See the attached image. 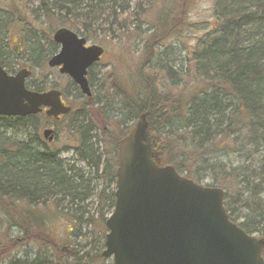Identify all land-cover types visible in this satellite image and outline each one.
<instances>
[{
	"label": "trees",
	"instance_id": "16d2710c",
	"mask_svg": "<svg viewBox=\"0 0 264 264\" xmlns=\"http://www.w3.org/2000/svg\"><path fill=\"white\" fill-rule=\"evenodd\" d=\"M24 1L34 6L36 17H44L46 22L54 24V31L65 28L80 34L86 41L97 32L111 35L114 29L124 30L129 18L143 23L147 13L141 0ZM184 5L185 0L180 5V14ZM8 14L13 21L0 23V53L5 49L4 39L8 46V27L28 24L19 19L15 22L13 14ZM213 17L207 33L190 53L193 58L184 60L189 63L187 68L165 66L164 56L158 54L154 57L159 64L156 81L145 78L136 95L127 86L122 87L133 100L126 106L121 125L124 130L128 122L146 114L151 145L160 161L172 165L180 175L198 184L208 180L212 186L221 188L225 192L224 207L230 220L236 223L241 219L239 227L246 233L264 237V0H215ZM144 24L152 26L148 20ZM22 36L25 39L26 32ZM45 37L44 40L50 39V36ZM49 42L48 52L41 50V57L35 63H40L44 56L45 61L56 54L57 46L52 40ZM172 76L185 84L173 89L168 96L163 93L166 86L160 87L158 82ZM84 99L86 105H93V97ZM96 114L97 123L90 118L81 124L70 121L74 113L69 114L66 116L68 131L77 143L74 147L77 161L96 169L98 177V164H105L103 171L114 187L113 159L106 157L105 151L106 159L101 161L104 154L97 149L94 142L97 138L92 133L97 129L113 152L122 134L117 137L109 129L110 123L107 127L104 115ZM0 120L9 124L15 121L13 125L19 127L27 124L33 130L29 144H17L0 135V212L7 218L9 228L16 227L22 234L14 239L15 245L40 241L37 235L47 228L46 223L39 220L38 207L44 209L48 202L63 200V212L68 214L73 210L75 214L87 190L86 183L79 169L62 167L55 150L50 151L48 147L41 152L33 150L32 145L44 144L37 133L40 120L35 117ZM170 139L176 144L178 157L172 155ZM235 154H243L247 165L240 168L220 162ZM101 176L103 178L104 174ZM231 192L234 195L232 203H238V211L228 201L227 194ZM110 197L107 216L113 208L114 191ZM56 208L61 209L60 205ZM72 218L74 220L69 221L77 223L79 217ZM76 257L72 264H88V256ZM9 264L70 263L38 253L32 260Z\"/></svg>",
	"mask_w": 264,
	"mask_h": 264
},
{
	"label": "rangeland",
	"instance_id": "374dc122",
	"mask_svg": "<svg viewBox=\"0 0 264 264\" xmlns=\"http://www.w3.org/2000/svg\"><path fill=\"white\" fill-rule=\"evenodd\" d=\"M141 1L147 9L143 23L132 21V18H129L125 22L124 30L114 29L111 35L97 32L95 36L87 40L88 45H96L104 50V55L98 64L88 71L93 105H86L84 97L74 89V84L67 76L60 75L56 69L47 67V60H43L45 56L40 63H35L41 57V50L48 52L49 40L56 26L46 22L44 17H36L34 6L24 0H0V23L13 21L12 15L10 17L8 14V12L13 14V10H16L13 14L15 22L19 19L28 23L25 27L22 24H11L8 27V46L4 39L2 46L5 49L0 53V63L8 74H14L21 69L31 70L32 76L26 81L29 89L45 85L44 90L55 88L63 92L65 103L73 109L74 117H77L80 124L90 118L96 122V113L100 112L107 119V127L110 123L111 128L109 129L117 137L122 134L119 137L122 139L134 122H128L125 129H122V116L126 115V106L133 100V96L128 95L122 87L127 86L130 92L136 95V92H140L141 82L145 78L156 81L159 64L157 58L154 57L158 54L164 56L165 66L177 67V69L187 68L189 63L185 61L193 58L191 51L198 47L199 39H203L214 18L215 0H185L182 14H180V5L183 0ZM179 18H181L180 22ZM147 20L152 22V26L144 24ZM21 32L23 35L26 32L25 39ZM76 34L81 37L80 34ZM45 36H50V39ZM151 68L156 71H150ZM174 76L166 77L158 82V86H166L163 93H168V96L171 95L173 89L185 84L181 80L176 81ZM14 123L15 121L9 124L0 120V135L16 141L17 144L18 142L29 144L33 130L28 128L27 124L19 127L14 126ZM68 123V120L53 123L56 139L54 145L48 148L50 151H57L63 168L72 166L80 170V176L82 174L87 187L85 194L82 195V203H78L79 208L75 214L73 210L68 214L63 212L62 206L65 204L63 200L48 202L44 209L38 207L41 209L37 208V214L40 215L39 220H42L44 225L46 223L47 229H43L42 234L37 233L40 241L22 242L20 243L22 246L13 243L14 239L22 235L19 229L9 228L6 223L7 218L0 212V264L32 260L38 253L45 257L59 258L70 264L76 260L74 256L79 259L84 255L88 256L89 261L81 260L88 264H112L111 260L104 259L101 253L104 250V238L107 233L105 228V220L108 217L107 204L111 201L109 195L113 193L114 187L111 185V180L107 178L106 171H103L105 164H98V177L95 173L96 169L86 167L84 163L77 161L78 154L74 150L77 143L70 137ZM46 126V122L40 120V128L37 132L40 140H42V131ZM95 130L92 134L97 140L94 142L100 154L102 152L104 154L101 161H105L108 156L113 159L112 164L116 168L118 145L115 146L113 152L112 146L107 147L109 145L107 139L102 138L99 131ZM168 144L172 155L176 156L178 150H176L175 142L170 139ZM32 147L33 150L40 152L43 148L41 145H32ZM105 151L108 154L106 157ZM176 157L175 161L178 160ZM227 159L220 160V162L225 166L229 164L240 168L247 165L243 154L228 155ZM103 174L104 177L101 178ZM201 185L214 187L208 180L201 182ZM227 198L233 205L232 192L227 194ZM58 205L61 207L60 210L56 208ZM237 205L238 203L232 206L235 211H238ZM73 216L79 217L75 224L70 222L74 220ZM241 223V219L236 221L238 225ZM53 243H55L54 246H52Z\"/></svg>",
	"mask_w": 264,
	"mask_h": 264
},
{
	"label": "water",
	"instance_id": "95a60500",
	"mask_svg": "<svg viewBox=\"0 0 264 264\" xmlns=\"http://www.w3.org/2000/svg\"><path fill=\"white\" fill-rule=\"evenodd\" d=\"M59 47L47 66L67 76L90 98L87 71L102 48L60 28ZM27 70L8 75L0 65V117L25 118L46 109L47 118L67 115L60 93L28 90ZM53 132L43 131L51 143ZM114 208L105 222L102 257L112 264H264V238L246 234L229 220L224 192L203 187L161 166L154 153L145 114L139 115L118 144Z\"/></svg>",
	"mask_w": 264,
	"mask_h": 264
},
{
	"label": "flooded vegetation",
	"instance_id": "af4514ba",
	"mask_svg": "<svg viewBox=\"0 0 264 264\" xmlns=\"http://www.w3.org/2000/svg\"><path fill=\"white\" fill-rule=\"evenodd\" d=\"M51 59V57L49 58V59H47V62L46 63H48V61ZM0 65H1V63H0ZM95 65V64H94ZM1 67L5 70V68L1 65ZM93 67V66H92ZM26 70V69H25ZM27 70H29V69H27ZM6 71V70H5ZM7 72V71H6ZM30 77L27 79V80H29L30 78H31V76H32V71L30 70ZM9 75H12V74H9ZM44 86L45 85H42V86H38V87H33V88H28L27 86H26V88L27 89H29L30 91H32V92H36V93H46V92H49V91H52V90H56V91H58L59 93H60V100H61V102H62V104L64 105V106H69V105H67L66 103H65V100H64V96H63V92H61V91H59V90H57V89H55V88H52V89H49V90H44L45 88H44ZM74 89L77 91L78 90V92L81 94V91L79 90V88H78V86H76V85H74ZM90 98L89 99H91V97H92V92H91V89H90ZM85 97V96H84ZM86 99H88L87 97H85ZM88 99V100H89ZM70 107V106H69ZM70 109H72L71 107H70ZM45 112H46V109H44V108H42V110H41V112L40 113H38V114H36V115H33V116H28V117H35V118H37L38 120H45V122H46V127L44 128V130H47V129H49V130H51L52 132H53V140H52V142L51 143H49V142H47L44 138H43V131H42V142L44 143L43 145H41V146H43V148L44 147H49L50 145H54V141H55V139H56V130H55V124L56 123H58L59 121H63V120H69V119H67L66 118V116H68V115H64V116H59L57 119H53V118H47L46 116H45ZM70 114H72L73 115V113H70ZM27 117V118H28ZM74 117V116H73ZM41 118V119H40ZM66 118V119H65ZM35 120V119H34ZM78 121L77 120V117H74V118H72V120H70V121ZM49 123V124H48ZM53 123H55V124H53ZM45 140V141H44ZM55 152H57V151H55ZM58 154V153H57Z\"/></svg>",
	"mask_w": 264,
	"mask_h": 264
}]
</instances>
